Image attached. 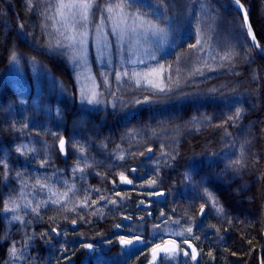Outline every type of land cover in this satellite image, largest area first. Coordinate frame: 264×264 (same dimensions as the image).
Wrapping results in <instances>:
<instances>
[{
  "label": "trees",
  "instance_id": "16d2710c",
  "mask_svg": "<svg viewBox=\"0 0 264 264\" xmlns=\"http://www.w3.org/2000/svg\"><path fill=\"white\" fill-rule=\"evenodd\" d=\"M97 2L103 6L104 0ZM203 2L211 8L202 12L195 0H168L170 6L160 5L170 18L166 22L152 15L153 8L144 6L158 5L159 0H134L130 12L145 13L168 30L170 47L157 60L164 65L166 89L172 91L154 96L151 89L135 90L132 85H124L115 108L95 109L81 104L76 69L67 52L54 47L59 37L43 15L48 5L52 6L48 9L51 14L54 0H33L36 7L32 11L26 9L25 0H0V234L8 225L3 202L18 193L21 178L34 183L48 173L58 185L63 178L71 180L62 172L55 136L69 143L140 141L162 144L160 150L167 154L162 156V188L180 179L179 174L167 171L172 162L179 172L191 170L194 185H188L187 203L190 199L199 201L207 188L217 207L223 208V215H218L207 204L209 220L220 225L222 234L220 240L210 236L211 255L206 264H260L264 259V56L251 44L243 18L230 0ZM240 2L264 49V0ZM97 16L99 13L94 18ZM45 24L49 26L45 28ZM198 38L201 44L193 49ZM13 51L17 53L16 62L11 58ZM226 53L235 57L232 63L219 59ZM214 56L216 59H212ZM90 58L98 77L100 72L110 71L97 63L92 40ZM15 66L28 85L23 93L12 74ZM116 67L114 62L112 83ZM196 68L203 75L195 73ZM107 94L111 95V90ZM145 97H152L154 102L136 104ZM237 108L243 109L240 120L228 121ZM21 145L36 152H16ZM85 150L89 151V164L93 161L101 172L109 161L106 155H100L106 147L91 150L89 146ZM190 151L192 155L187 156ZM45 159L49 165L40 167ZM73 159L67 156L65 165L72 166ZM237 160L242 165L238 171L233 170ZM106 175H97L100 184L106 183ZM55 208H50L49 222L44 207L40 218L29 215L26 221H31L30 225L10 227L9 239L18 242V249L25 233L36 235L29 242L30 259L26 264H47L57 251L43 245L46 239L54 238L49 223L54 220L59 224ZM45 231H49V237L42 238ZM8 247V243L0 242V264L8 259ZM57 259L51 264H58Z\"/></svg>",
  "mask_w": 264,
  "mask_h": 264
},
{
  "label": "snow or ice",
  "instance_id": "6c2138e0",
  "mask_svg": "<svg viewBox=\"0 0 264 264\" xmlns=\"http://www.w3.org/2000/svg\"><path fill=\"white\" fill-rule=\"evenodd\" d=\"M195 2L200 4V9L203 12L206 8H211V4L203 2V0H195ZM134 3V0H104L103 6H101L100 3L97 2V0H55V6L54 9L51 11V14H49L48 9L51 8V5H48L45 9V12L43 13L46 21H51V27L55 34L58 35V39L55 41V48H61V47H68L72 50L73 53V63L74 64H80V65H86L87 63V55L84 49V45L86 43V38L88 36V25L93 17L99 13L100 20L108 21L111 23V31L109 33L103 32V25L97 24L96 25V34H97V44H98V59L101 61V63H107L108 65H111L112 63V52L110 50L109 43L106 41L105 36L106 35H113L117 38V41H123L127 39L129 42L132 40H135L137 44H140L141 41H144L145 43H151L156 42L157 45H161L164 42H166L168 37V30L165 27H161L158 22H154L151 19L147 18V14L141 13L139 11L130 12L128 9L132 7ZM235 4L239 7V9L243 10L244 5L240 2V0H235ZM160 5L164 6H170L168 3V0H159L158 5H152L147 4L144 5L145 7L153 8L154 11L152 13L153 16L157 18V20H164L169 21L170 18L168 17L167 13L162 11ZM25 7L27 10L32 11L36 7V5L33 3V0H25ZM248 17L247 12H244V22L247 23ZM49 25L45 24L44 27L47 28ZM23 24L20 25V28L23 29ZM247 35L251 36L252 41L254 43L255 47H260L258 43H256V37L252 33L251 25H248V31ZM150 37L152 40H150ZM66 42V43H65ZM201 44V40L198 38L197 44L192 45L191 47L193 49H196L198 45ZM51 46V42H50ZM119 48L117 49V54H119ZM105 57H107V60L105 61ZM11 58L13 62L17 61V53L13 51L11 53ZM152 59H155V55L152 54ZM234 56L231 53H226L223 56H220L219 59L222 61H228L229 63H232L234 60ZM212 59H216L214 56ZM140 63H143V61H139ZM205 67H207V62H204ZM171 66H169L170 68ZM223 67V64L221 65ZM161 69L164 68V65L160 66ZM209 70H215V69H209ZM150 70L149 73H138V72H131L123 71V72H116L115 73V80L117 84L122 82L123 80L127 79L130 80L132 83L135 84L137 88L142 86V80L147 82V86L150 87L153 91V95L157 94H163L166 92H171V89H166L164 87H160L155 83H152L151 81H148V76L151 75ZM179 71V69L177 70ZM195 73H198L200 75H203V71L200 68L195 69ZM83 75V73L81 74ZM103 76V74H102ZM53 79H55L53 77ZM86 80L92 81V83L84 84L79 89V97L81 104H87V105H100L104 103L105 101L101 98L103 96V93L100 92L99 85L95 83V80L91 76L85 77ZM103 84L105 87L110 88V82L107 78V76H104ZM213 92L215 90H212ZM113 96H115V93H111ZM154 100L152 97H145L143 100H137L136 104H151ZM116 105L113 104V108H115ZM243 113V109L237 108L235 110L234 116H229L228 121H239ZM129 115H135L134 113H130ZM127 118V117H125ZM228 121H225V123H228ZM50 135H53L52 133H49ZM225 135H230L229 133H225ZM59 142V153L67 156V148L71 147L74 149H77V160L78 163L72 167V174L73 176H76L77 173H79V179H84V173L87 168H91L92 164L88 163V157L86 156V150L83 145H77V144H71L68 141L64 139L62 136H55L54 137ZM163 147V146H161ZM26 151H31L33 153L36 152V149H27L26 146L21 145L16 148V152L25 154ZM148 153L152 152V148L149 147L147 149ZM140 155H145L144 152H141ZM167 155V154H164ZM150 158V157H149ZM116 160L123 161L125 160V156L123 154L116 157ZM83 162V166H81V163ZM46 165H49V160L45 159L41 162L40 167H45ZM239 167H242L240 160H237L235 164L233 165V170L238 171ZM4 168L7 169V164H4ZM131 172H136V168H131ZM159 169H156V174L158 175ZM19 175V173L17 174ZM99 175V173H97ZM118 179L120 184H128L132 185L133 188H136V185L134 184L133 179H129V177L124 173L120 172L118 174ZM189 180L192 178L189 176ZM48 178H45V183L40 184L37 183L35 186L40 191H44L45 189H48L50 191V187L47 184ZM66 183V182H65ZM203 184V180L201 181ZM113 188L116 187V181H112ZM159 181L157 179H152L148 181L146 184H141L139 187L141 189L147 188V189H157L158 188ZM78 191L75 184H72L68 191L64 192L63 194H59L56 192H51L52 197H56L58 195H63L65 199L69 198V194H72L73 196ZM93 190H86L87 192H90ZM97 193H99L100 189H94ZM149 195H164L163 192L156 191V192H150ZM116 196L118 199H107L106 196L101 195L99 197V201L92 200L91 196L86 194L83 197V202L78 205L79 208H87L90 205L95 206L99 202H103L104 206H107L108 204H111L112 206H117L120 204L125 197L120 196V193L117 192ZM203 198L205 200L206 204H209L212 208L215 209L216 213L218 215H223V208L217 207V201L215 200L213 194L205 188L203 193ZM18 198L9 197L8 200L3 202V209L2 211L7 213H12L10 217L6 216L5 219L8 220V225L3 230L2 234H0V242H6L9 244V247L7 249V257L8 259L5 261V264H26V262L30 259L28 254V247L29 242L32 239L36 238L35 233L32 235H28L25 233V237L22 240V242H19L21 244V247L18 249L17 244L18 242L15 240H10L9 237L11 235L10 233V227L13 225H20L22 228L26 227L31 224V221H26L23 219L21 215H19L20 211V205L17 202ZM48 203L52 204H59L62 207H65V205L57 199H50L45 201H39L36 203L35 207L31 206V202L25 203L23 205V208L28 210L25 212V215L31 213L33 216L39 217L40 214V208L42 206H46ZM149 203H151L149 201ZM144 201H140V204L137 205L138 207L140 205H143ZM70 212L75 211V208H68L67 209ZM200 213L203 216L204 215V205H201ZM91 215L96 216L100 215L99 212L93 211ZM152 213L149 212L148 216L151 217ZM68 217L65 216V220H67ZM79 219L81 221L84 220V216H80ZM123 219L130 220L131 216H124ZM146 217L141 216L139 217L140 221H145ZM161 223L164 225V227H161L160 224H154L152 226L151 236L153 240L155 239H163L165 236H172V237H179L182 239L183 243L187 245L188 249H191V252L188 250H185L183 248H180L178 244L175 243V240L172 241V244L174 246L172 247H161L160 244H155L152 248V262L151 264H155V261L157 257L160 256L161 253L164 254V258L168 260H175L179 255H183L185 257H190L191 260L196 261L197 257L200 255V253L197 252L196 248L193 247L192 244L189 243V239H199V237L193 235V228L190 226L186 230H172V231H165V229L169 226V224H176L179 225L180 221H170L163 212L160 213L159 217ZM71 223L75 225L77 223L76 219H72ZM144 226V225H141ZM122 227L121 224H117L116 228L120 229ZM51 232L56 233L58 236L60 233L57 230V228L52 227L50 229ZM42 238L49 237V231H45L41 234ZM131 238H128V237ZM108 244H112V240L107 241ZM118 245L122 249H127L134 252L142 251L141 248L138 247V245H151V240H146L143 238L142 235H138L136 232L129 231L127 233V236L120 235L116 241ZM81 247L88 252H94L96 249V245L92 243H82ZM64 251H67L65 249ZM211 255V253H209ZM235 255V253H233ZM260 264H264V259L261 260Z\"/></svg>",
  "mask_w": 264,
  "mask_h": 264
},
{
  "label": "flooded vegetation",
  "instance_id": "af4514ba",
  "mask_svg": "<svg viewBox=\"0 0 264 264\" xmlns=\"http://www.w3.org/2000/svg\"><path fill=\"white\" fill-rule=\"evenodd\" d=\"M71 144L83 145L85 149L90 146L91 150L95 147H106V150L101 151L100 155H106L109 161L106 167L100 172L97 168L98 165L93 164V161L90 160L92 167L87 168L85 172L88 175L92 174L93 177L85 176L84 173L83 175L87 180L84 183V179L82 183L80 182L82 186L76 192L73 199L68 198L63 203L65 207L60 205L54 209L56 210L54 213L57 219H59V224L52 220L49 223V228H57L60 234L57 236L56 233L52 232L54 238L46 239L43 245L50 250L54 248V251L57 250L60 253L57 254V260L60 264H150L152 262L153 246L155 244L163 245L165 242L173 240H175V243L180 248L191 252V249H188L182 240L170 238L153 240L151 236L152 226L154 224L163 225L159 219L161 212L170 221L179 220L182 221V224L186 222L190 223L189 225L193 228V235L199 237V239H189V243L200 253L197 260L193 261L190 257H185L181 254L179 255L180 264H206L210 250V236L213 239L217 238L220 240V234H222L219 230L220 225H216L209 220L208 205L205 203L204 198H201L197 202L190 199L187 203L188 198H186V194H181L177 190L179 188L178 183L183 179V175L186 177L185 173L179 172L178 167L174 168L173 166L171 169L168 167L167 171L173 175L179 174L180 179L175 180L168 187L162 188V151L160 150L162 144L151 145L140 141L92 144L73 142ZM149 147L153 150L150 158L146 157ZM141 152H144L145 155H140ZM67 153V156H73L74 163L72 166H66L64 162L67 156L65 157L61 154L63 160L61 169L64 175L73 176L71 171L72 167L78 163L76 155L77 149L68 147ZM86 153H89V151H86ZM91 153L97 154L94 151ZM121 154L125 156V160H116V157ZM80 163L83 166V162ZM131 168H136L137 171L133 173L130 171ZM157 168L159 169L158 175L156 174ZM103 172H106L107 179L105 184H100L97 180V173L100 174ZM120 172H124L129 179H133L136 185L135 189L132 185L119 183L118 174ZM79 175L77 173L76 180H80L78 178ZM152 179L159 181L157 189H141L139 187L141 184H146ZM114 180L116 181L115 188H113L112 184ZM90 181L92 182L91 184ZM94 189H100L99 193L94 191ZM86 190L93 191L86 193ZM156 191L163 192L164 195H149L150 192ZM117 192L120 193V196L125 197V199L115 207L111 204L104 206L103 202H99L95 206L90 205L87 208L78 207L83 202V197L86 194L90 195L92 200L99 201L101 195L106 196L107 199H118L116 196ZM169 192L174 194H169ZM140 201H144V204L138 207L137 205L140 204ZM201 205H204L203 216L200 213ZM70 206L76 210L73 212L68 211L67 209ZM46 210L47 212L44 216L49 222L52 217V211H50V208H46ZM93 211L99 212L100 215H91ZM149 212L152 213L151 217L148 216ZM65 216L68 217L67 220H65ZM80 216H84L83 221L79 219ZM124 216H131V219L125 220L123 219ZM141 216L146 217L145 221L139 220ZM72 219L77 220L75 225L71 223ZM117 224H121L122 227L117 229ZM129 231L142 235L146 240H151L152 244L138 245L142 249L139 252L122 249L116 241L120 235L127 236ZM128 238L131 237L129 236ZM108 240H112L113 243L108 244ZM82 243H92L97 247L94 252H88L81 247ZM65 249L67 251H64ZM164 260V254L161 253L155 264H162Z\"/></svg>",
  "mask_w": 264,
  "mask_h": 264
},
{
  "label": "rangeland",
  "instance_id": "374dc122",
  "mask_svg": "<svg viewBox=\"0 0 264 264\" xmlns=\"http://www.w3.org/2000/svg\"><path fill=\"white\" fill-rule=\"evenodd\" d=\"M54 4H55V0H54ZM97 24L103 25V32L104 33H109L111 31V27H112L111 23L108 21L102 22L100 20V15L97 16L96 18L93 17L91 19V21L88 25V33L89 34L86 38V43L84 45V49H85V52L87 55L86 65L74 64L73 63L72 50L66 46L62 47L63 50H65L67 52V55L69 56L70 61L72 62L73 66L76 69V78H77L78 89H80L81 86L84 84L90 85L92 83V81L86 80L85 77L91 76L94 78L95 83L99 85L98 90L103 93V96L101 98L105 101L104 103H102L100 105H88V106H90L91 108H95V109L105 108V107L106 108H113V104H115L116 100L118 99L117 96H118V93L120 92L119 89L121 87H123L124 85H132V88L135 90H138L141 88L151 89L150 87L147 86V82H145L143 80H142V86L139 88H137L134 83H132L130 80H127V79H125L122 82H120L119 84H117V82L115 80V73L116 72L128 71L129 73H131V72L135 71V72L144 74V73H149L150 70H154V71H151V75L148 76V78H147L148 81H151L152 83H155L160 87L166 88L167 84H166L164 77H163L164 72H163V69L160 68L161 64L158 62L157 59H158V56L160 54H166L167 49L170 47V40L168 39V37H167L166 42H164L163 44L158 46L157 43L154 41L151 43H145L144 41H141L140 44H137L135 42V40H132L131 42H129L127 39H125L123 41H117V38L115 36L106 35L105 39L109 43L110 50L113 54L112 55V63H111V65H108L106 62L101 63V61L98 59V44H97V34H96V25ZM91 40L93 41V49L95 51V57H96V60H97V63L99 64V66L102 68H106V67L110 68V71L100 72L99 77L95 74V72L93 71L92 65H91V58H90V41ZM150 40H152L151 37H150ZM118 48L120 50L119 54H117ZM152 54L155 55V59L151 58ZM106 60H107V57H105V61ZM139 61H143V63H140ZM114 62H116L117 67H116V69H113L115 72H114V80L112 83L111 74H113V73L111 72V69L114 66ZM82 73H83V75H81ZM12 74H13L15 79L19 80L18 82H19L20 88H22L21 91L23 93L25 88L27 89V87H28L27 82L24 78V75L16 66L12 68ZM102 74H103V76H102ZM104 76H107V78L110 82V88L105 87V85L103 84ZM114 84H115V86L113 87L112 85H114ZM109 90H111V93H115V96H113L112 94L108 96L107 93L109 92ZM85 105H87V104H85ZM141 105H144V104H140V106ZM187 146L188 145H185L184 147L187 148ZM26 148H27V146H26ZM163 154H164V152H162V154H161L162 162H163V157H162ZM151 155H152V153L146 157H151ZM189 155L191 156L192 152L187 154V156H189ZM187 156H186V159H187ZM164 161H167V158H164ZM169 166L173 167L172 162H171V165H169ZM184 173H185L186 177L183 175V179L180 181L182 183H180V187L177 190L179 192H181V194L187 195L190 193L189 187L194 185V184H192L193 183L192 179L189 180L187 178L189 176L192 178L191 170L186 169L184 171ZM93 175H95V174L93 173ZM67 176H69V175H67ZM85 176H88V174L86 172H85ZM46 177L48 178L47 184L50 187V191L48 189H45L44 191H40L35 186L37 185V183H40V184L45 183ZM184 177H185V179H184ZM70 179L71 180L69 181V180H65V178H63V181H61V185H58L57 183L51 181V176L48 173L43 174L42 178L35 180L34 183H31L26 178H21L19 180L20 189H19L18 193L15 195H11V197L18 198L17 202L20 205V211L18 214L21 215L24 220H26L29 217V215L31 213L25 215V212L28 210L23 208V205L25 203H28V202H31L32 207H35L36 203L39 201H45V200H50V199H57V200H60L62 203L66 202L68 198L65 199V197H63V195H58L56 197H52L51 192L63 194L64 192L68 191V188L72 184H75L78 191H79V189L82 186V184H80V182L82 183V180L81 179L76 180L77 176H72V175H71ZM85 180H87V178L84 177L83 183L85 182ZM91 183L92 182L90 181V184ZM188 185H189V187H188ZM169 194H174V193L169 192ZM73 197L74 196L72 194H69V199H73ZM53 206H56V208H57L60 205L48 203L46 206H42L40 208V211L44 207L46 209V208H51ZM69 208H72V206H70ZM11 215H12V213H7L8 217H10ZM39 216H40V214H39ZM32 217H33V219L40 218V217H36L33 215H32ZM181 222L182 221H180L179 225L169 224V226L165 229V231L170 232L172 230H176V231L186 230L188 227L191 226V225H189L190 223H188V222L183 223V224ZM161 227H164V225H161ZM166 238L167 239L170 238V239L182 240L179 237H172V236H165L163 239H166ZM58 253L59 252L56 251L55 254H53L50 257V260L47 264H51L53 261H55ZM180 263H181V261H180L179 256L175 260L165 259L162 262V264H180ZM43 264H46V263L43 262ZM58 264H60V263H58Z\"/></svg>",
  "mask_w": 264,
  "mask_h": 264
},
{
  "label": "water",
  "instance_id": "95a60500",
  "mask_svg": "<svg viewBox=\"0 0 264 264\" xmlns=\"http://www.w3.org/2000/svg\"><path fill=\"white\" fill-rule=\"evenodd\" d=\"M230 1H231L232 5L237 9V11L241 14V16H242V18H243V21H244V12H245V11L247 12V10L245 9V7H244L243 10H241V9H239V7L235 4V0H230ZM247 17H248V14H247ZM244 25H245V29H246V33H247V31H248V25H251V23L249 22V17H248L247 23L244 22ZM251 29H252V26H251ZM252 33L255 35L253 29H252ZM247 36H248V35H247ZM255 37H256V36H255ZM248 39L250 40L251 44L254 46V43H253V41H252L251 36H248ZM256 43H258V44L260 45V43H259V41L257 40V38H256ZM254 47H255V46H254ZM255 48L257 49V51H258L262 56H264V49H263V47H262L261 45H260V47H255ZM151 153H152V152H151ZM151 153H147L146 156L150 155ZM165 246H167V247H172V246H174V245L172 244L171 241H169V242H166V243H164L163 245H161V247H165ZM157 259H158V257H157ZM157 259H156V261H157ZM156 261H155V262H156Z\"/></svg>",
  "mask_w": 264,
  "mask_h": 264
}]
</instances>
